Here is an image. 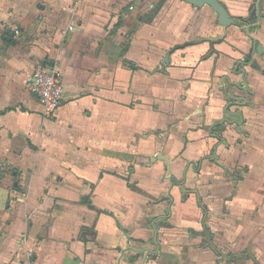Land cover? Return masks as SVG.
I'll return each mask as SVG.
<instances>
[{"label":"crops","instance_id":"obj_1","mask_svg":"<svg viewBox=\"0 0 264 264\" xmlns=\"http://www.w3.org/2000/svg\"><path fill=\"white\" fill-rule=\"evenodd\" d=\"M217 1L0 0V264H264V0Z\"/></svg>","mask_w":264,"mask_h":264},{"label":"built area","instance_id":"obj_2","mask_svg":"<svg viewBox=\"0 0 264 264\" xmlns=\"http://www.w3.org/2000/svg\"><path fill=\"white\" fill-rule=\"evenodd\" d=\"M14 34L18 35L19 32L15 30ZM25 87L39 101L46 118L56 116L63 103L64 89L55 67L38 66L27 79ZM22 264H36L35 256L27 253Z\"/></svg>","mask_w":264,"mask_h":264},{"label":"water","instance_id":"obj_3","mask_svg":"<svg viewBox=\"0 0 264 264\" xmlns=\"http://www.w3.org/2000/svg\"><path fill=\"white\" fill-rule=\"evenodd\" d=\"M181 2H184L186 4H189L190 6L194 7L195 9L197 8H202L203 6H208L210 7L213 12L216 14L218 17V24L223 27H228V26H233L234 21L231 19L228 14L226 9L217 1V0H179ZM257 14L259 15V5L257 7ZM259 18V16H258ZM260 21V19H259ZM258 21V25H259ZM257 26V25H256ZM251 28H245L244 31L249 35V31ZM250 36V35H249ZM261 50L259 45H256V51L259 53ZM156 160H161L165 162L166 164L168 163V159L163 156V155H157L156 158L150 157L149 160L150 162H154Z\"/></svg>","mask_w":264,"mask_h":264},{"label":"trees","instance_id":"obj_4","mask_svg":"<svg viewBox=\"0 0 264 264\" xmlns=\"http://www.w3.org/2000/svg\"><path fill=\"white\" fill-rule=\"evenodd\" d=\"M218 129H223V126H218Z\"/></svg>","mask_w":264,"mask_h":264}]
</instances>
